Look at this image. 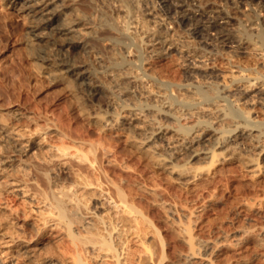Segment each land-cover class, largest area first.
Returning <instances> with one entry per match:
<instances>
[{
  "label": "rangeland",
  "instance_id": "rangeland-1",
  "mask_svg": "<svg viewBox=\"0 0 264 264\" xmlns=\"http://www.w3.org/2000/svg\"><path fill=\"white\" fill-rule=\"evenodd\" d=\"M108 1L109 4H105L102 0H98L99 4L103 5L106 10L109 9L108 11L112 12L113 15L119 13L126 16L127 13L124 8L118 3ZM138 1L133 0L135 6H139ZM153 1H157L156 6L152 4ZM231 1L228 0L227 3L225 0H188L183 9L187 12L192 11L191 13L194 16L197 14L196 19H202L207 23H218L227 28H239V25L242 27L244 24L242 10H247L248 7V10L256 6L264 10V0H255L256 5H242L241 8ZM170 3H175L171 4L175 7L178 5L176 4L178 3L177 0H141L140 12L146 23L136 21L138 23L137 30L135 29V23L134 26L131 25L130 31L132 30L137 35L142 33L140 36L146 33L144 35L145 45L142 44L143 42L141 43L142 48L145 49L143 57L153 56L156 58L159 52L164 55L165 58L162 62H165L168 66L166 74V76L168 75L166 77L168 82L165 81V84L169 83L167 86H173L177 88V91H171L170 89L166 91L164 88L151 85L147 81L145 83V80L135 76L137 72L135 70L132 72V69H130L132 65L129 64H125L120 71L116 70L115 76L110 75L103 70L109 64L106 59L107 56L112 55L115 51L110 40H101L99 48H92L87 42L89 37L86 35L77 39L71 36L69 37V47L62 48L61 39L64 36H61L57 30L46 29L33 33L38 21L34 20L30 13L28 15L27 10L20 9V12H18L16 9L20 4L14 8L9 6L8 0H0V264H9V259H6L5 254L1 253L2 249L7 248L4 242L5 238L11 235L32 238L38 232L30 225V222L39 219L40 214L42 217L47 214L48 217L56 214L57 209H54V207L44 208L37 204L40 196L43 197V193H49L51 188L64 187L63 189L69 191L78 190L76 192L80 194L78 197H81V203H84L83 205L87 204V206L83 207L80 205L81 203L79 206L74 204V207L76 206V209L74 208L75 213V210L73 211L70 208L73 204H70L69 209L72 210V213L74 212V216L77 211L79 212L78 208L80 206L81 215L86 214L87 210L91 213L93 219L95 218L93 216H96L95 213L97 214L100 211L105 215L106 210L102 208L101 210L99 203L103 200L109 203V205L105 203V207L111 205L114 209L116 206L114 207L113 200L107 198L105 192L109 181L105 178V174L104 176L103 173L101 174L99 166L107 172V177H112L121 184L127 194V203L118 204L119 206L115 209H130L128 204H131L142 213L138 217L137 224L134 225L135 222L129 219L125 221L126 223H122L125 230L128 227L127 230L130 229L128 236L132 239L133 248L137 247L132 243L135 236L141 234L143 238L141 239L144 248H135V252L140 249V254L138 252L135 255L136 253L133 251L135 254L132 252L129 255L131 256L130 260L133 261L129 262L130 264H174L179 255L190 250L189 240L194 243L198 257H211L215 264H264V154L261 152L264 147V136L261 135L264 126L259 127L260 131H254L250 135L248 133L239 135V132L229 137V142H225L226 147H216V153L218 152V154L213 162H211L209 155L208 157L201 155L199 158L187 162L185 152L192 142L200 140V146L203 150H211L218 132L216 133L205 126H198V128L196 126L197 130L194 128L187 136L179 131L176 132L177 130H173V128H171L172 130L169 128L170 130L167 129L158 133L157 139H159H156L154 144L153 142L148 143L152 150L147 148L142 151V147L138 149V146H141L140 142L135 143L131 139L128 140L129 132L127 129L130 130L135 127L137 133H145L143 131L147 127V124H145L147 117L141 115L133 107H127L120 116V120H118L121 125L115 117V112L120 109L122 101L120 100V102L118 97L110 94L109 90L105 92L106 88H103L104 85L102 84L106 82L114 81L118 82L120 86H124L122 82L128 81L127 85L129 84L131 87V91L128 93L129 96L127 95L130 98L127 100L128 102L134 104L133 100L135 102L143 100L147 103H154V107L156 104L162 105L166 109H172L175 106L173 110L175 111L176 108L177 110L173 112L176 113L175 116L177 117L186 108L179 104L169 103L170 98L168 97L174 96L180 100L185 98L187 101L195 103V109L192 107L189 111L188 109L185 110L191 111L190 113L193 115L189 118L190 120H186L187 122L190 121V124L194 123L191 120L197 121L200 117V119L213 121L214 126L219 129L224 125L225 128L229 129L233 128L238 120H242V118L240 120V118L231 119L226 115V117L223 116L226 113L227 101L205 103L202 98L195 94L193 86L185 87L181 84L194 80V85L198 86L207 79L213 80L217 84H228L234 75L238 74L237 71H234L236 68H232L228 63V57L235 58L236 64L239 62L240 66L243 64V67L246 65L245 68L250 67L252 71L250 69L248 72L251 71L252 75L253 73L257 74V71L254 72L253 68L263 71V58L250 53L252 52L251 47L246 44L239 47L237 43L230 44L229 42L226 44L224 42L225 44H223L212 41L210 48L214 52L218 51L217 53H220V55L215 56L211 63L206 68L204 67L205 69L197 67L191 68V70L188 65L187 50L202 49L204 43L201 42L202 39L190 33L189 26L178 22V14H163L164 11L161 7L165 8ZM42 7L45 9V5ZM157 7H160V9ZM220 11L227 13L224 15L225 18H221ZM42 14L45 18L49 16L51 18L50 11L44 10ZM89 17L92 18L93 16L89 14ZM45 20L49 21L50 19ZM147 23L148 25H146ZM153 28L158 32L161 30L159 34L163 35V42L160 38L157 39L155 35V37L148 36L150 33L146 30L150 29L152 31ZM218 35L219 31L217 29L208 31V37L216 38ZM169 45L176 46V48H173L174 50L168 49ZM36 47L37 49L46 48L45 50L51 52L50 54H57L51 55V59L58 57L57 59L61 61L63 54L67 55V58L70 57L69 59L81 54L87 56L89 61L77 63L78 73H76L77 71L65 73L66 78L58 80L55 79L58 74L50 76L47 73L50 68L57 66V63L50 67L49 65H52L50 62L44 63L39 60L38 56L35 55L34 49ZM120 51L122 54H126L125 57L130 61L138 58V53L128 54L124 48H120ZM166 52H169L167 53L168 57ZM88 64H92L97 71L96 76H92V89L84 85V82L88 80L85 78L89 72L86 70ZM60 65H62V61ZM205 70L215 71L212 73L213 77H210L212 79L204 77ZM119 72L123 74L132 72V74L130 73L128 78L127 75L124 76ZM196 77L198 80L195 79ZM262 83L264 81H258L257 85L260 86ZM153 86L155 92L151 91ZM249 93L254 95L247 97L239 94L230 97V100L232 98L234 102L231 101L233 104L235 103V106L236 103L241 106L240 104L243 101L244 104L242 103L241 106L244 107L243 109L248 110L250 108V113L255 119L264 121V104H262L263 99L261 98L264 97V94L258 95L253 90ZM118 103H120V106ZM155 109L152 108V110ZM82 111H84L83 114ZM97 111L101 113L104 111L106 117L101 122L96 123L93 114ZM113 112L114 115H112ZM153 112L155 113V111ZM14 113H19V117H16ZM89 113L90 116H84V114ZM157 114L155 115L157 116ZM159 115L161 114H158L157 117H161L162 119H159L160 121L163 120V123L176 126L175 119ZM108 118L109 120H107ZM119 125L122 127L119 128ZM116 130L120 131L117 133ZM259 132H262L260 134L262 137ZM83 135L86 136V139L87 137L89 140L91 138L92 141L97 143L96 153L88 143L82 141L85 139ZM59 144L68 146L69 152L66 150L67 152L62 154L56 147ZM77 149L79 153L81 150L84 151L88 159H82ZM98 161L99 163H97ZM121 162L128 167L124 168ZM96 163L99 170H96L94 166ZM15 180L21 181L27 188L31 189L29 194H22L23 192L18 190L17 187L11 186V182ZM87 181H91L89 182L91 185ZM95 203L99 206L96 207ZM88 208H94L92 210L95 213ZM37 209L40 213L37 212ZM80 214H77L78 218H81L79 217ZM95 220L92 222L98 224V221ZM60 224L62 223L60 222ZM155 227L159 234L154 231L153 228ZM62 229H64V226ZM152 231L156 233L153 234ZM135 232L136 235L134 236ZM48 233V229L42 232V237H45L44 242H47ZM117 236L118 232H116L115 237ZM48 243L39 248L41 256L43 254L59 255L57 247ZM23 251L24 249L21 251L22 264H41L36 259L32 261V258ZM96 251L97 249L88 247L89 253L96 254L98 252ZM61 264L67 263L62 262ZM188 264L194 263L188 262Z\"/></svg>",
  "mask_w": 264,
  "mask_h": 264
},
{
  "label": "bare ground",
  "instance_id": "bare-ground-1",
  "mask_svg": "<svg viewBox=\"0 0 264 264\" xmlns=\"http://www.w3.org/2000/svg\"><path fill=\"white\" fill-rule=\"evenodd\" d=\"M111 1H113L114 3H118V5H120L122 8H124L125 12L127 13L126 16H123L122 14H119V13L113 15L112 12L108 11L109 9L106 10L103 7V5L101 6L99 4L98 0H30V1H27V0H8V3H9V6H12L14 8H16V6L18 4H20V6L16 9L18 12H20V9H23L24 11L27 10L28 12H26V13L28 15L30 13L31 16L34 17V20L38 21L35 28L33 29V31H34L33 33H35V31H38V30H46V29L57 30L58 33L61 34V36L62 35L64 36L61 39V42L63 44L61 46L62 48L65 46L69 47L68 46L69 45V39H70L69 37H71V36L75 37L77 39L83 35H86L87 37H89L87 42H89V44L92 46V48H99V44H101V40H106V39L110 40L112 42V45H113L115 51L113 52L112 55L107 56L106 59H107L109 64L105 67V69H103V70H105V72L107 71L110 75L115 76V74L117 73L116 70L120 71V69L125 64H127V65L129 64V65H132V67L130 68V69H132V72H133V70H135V72H137V74L135 76L142 79V80H145V83L147 81L151 85H156V87L164 88L166 91H169V89L171 91H177V88H175L173 86L168 87L167 85L169 83L165 84V81H167L166 77L168 76V75L166 76L168 66L165 62H162V60L165 58V57H163L164 55H162L161 52H159L158 53L159 55H157L158 57H156V58L153 56L143 57V54L145 53V49L142 48V44L145 43L144 42L145 41L144 35L146 33L144 35L140 36L142 33L140 35H137L136 33L134 34V32L132 30L130 31L131 25L134 26L136 21H138L140 23H143V22L146 23L145 19L142 17V14L140 12L141 0H139L138 1L139 3H137V4H139V6H137V5L135 6L134 5L135 3L133 2V0H111ZM212 1H214V0H212ZM225 1H227V3H228V0H225ZM232 1L234 3H236V6L239 8H241L242 5H250V4L256 5L255 0H232ZM102 2L105 4H109L108 0H102ZM177 2H178V3H176V4H178L177 7L171 5V4H175V3H170V5H167V7H165V8H163V6H162L161 8L164 11L163 14H165V15L173 14V13L175 15L178 14V17H179L178 22L180 24H184L186 26H189L190 33H192L193 35H196V37H199L200 39H202L201 42L204 43L202 49H199V50H197V49L196 50H193V49L189 50L188 49L187 50L186 54H187V57L189 56L188 65H189L190 69L191 68H197V67H199V68L205 67L206 68V66H208L209 63H211V60H213L215 58V56L220 55V53H217L218 51L214 52L210 48V46L212 45V41H216V42L218 41L219 43L221 42L223 44H225V43L227 44L229 42H230V44L231 43H237L239 47H243L246 44L247 46L251 47L252 52H250V53L259 55L261 58H263V61H264V10L261 7H257V6L254 8L250 7L251 8L250 10H248V8H249L248 7L247 10H242L243 14L245 16V18L243 16V19H244L243 23L244 24L242 25V27H241V25H239V28H234V27L233 28H227V27H224L223 25L218 24V23H207L206 21H204L202 19H199V18L196 19L195 16L197 14L194 16L191 13L192 11L187 12V10L183 9L184 4L186 2H188V0H177ZM49 3H50V5H48ZM156 3H157V1H155V2L153 1L152 4L156 6ZM41 5L42 6L45 5V9ZM49 6H50V8H49ZM40 7H42V8H40ZM178 7H180L181 9H179ZM149 8H151V7H149ZM157 8L160 9V7H157ZM44 10L50 11L49 15H51V18H50V16L48 18L44 17V15L42 14ZM89 14H91L93 17L90 18ZM225 14H227L225 11H220L219 15L221 16V18H225V16H224ZM45 19H50V20L48 21ZM137 25H138V23H136V26H135L136 28L134 27L136 30H137ZM146 25H148V23ZM150 29H152V28H150ZM150 29L146 30V32L150 33V34H148V36L149 35L150 36L155 35L157 39L158 38L161 39V42L164 41L163 35L161 36L159 34L161 30H159V32H158L156 29L153 28L154 30H152L153 31L152 32ZM167 29H169V28H167ZM212 29H217L219 31V35L216 38L208 37V31L212 30ZM36 36H37V34H36ZM148 43H150V42H148ZM170 44L172 45V43H170ZM146 45H147V43H146ZM171 45H169L168 49L176 48V46L172 47ZM54 47H55V45H54ZM61 47H60V49H61ZM51 48H53V47H51ZM120 48H122V49L124 48L126 50V53H128V54H132L134 52L138 53L137 60H133V61L128 60L125 57L126 54L125 55L122 54V52L120 51ZM36 49H37V47H36ZM36 49H34L35 53H36L35 55L38 56L39 60H41L44 63L50 62L52 64V65H49L50 67L54 66L55 63H57V66L55 65L57 68L54 66L55 68L54 67L50 68L47 71V73L50 74V76L58 74L57 76H55V79H58V80L66 78L65 73L77 71V63H79L81 61L83 63L84 61L88 60L87 56H84L81 54H77L72 59H69L70 57L67 58V55L63 54L62 59H61L62 65H60L61 61L57 59L58 57L56 59H51V57H50L51 55L54 56L57 54H50L51 52H48L47 50H45L46 48L45 49H43V48L37 49V50ZM95 51H96V49H95ZM153 52H154V50H153ZM222 52H224V51H222ZM62 53H63V51H62ZM167 53H169V52H166V55L168 57ZM104 54H105V52H104ZM59 58H60V56H59ZM91 61H90V63H91ZM227 61L232 68H234V67L236 68V70H234V71L238 72V74H235L234 77L232 76L233 79L231 80L230 83H228V84H221V83L219 84L218 83L217 84V82H215L213 80L210 81L207 79V81L206 80L203 81L202 82L203 84L200 83V84H198V86L194 85V83H193L194 80L189 82V83L181 84V86L182 85H184L185 87L186 86H193V88L195 90V94H197L199 96V98H202L203 102H205V103H212L214 101L220 103L221 101L222 102L227 101L228 104H226L227 105V108L225 111L226 113L223 116L224 117H226V116L231 117V119L232 118L233 119H235V118L239 119L240 118V120L242 118L241 121H239V120H238L239 122L237 121V123L235 124V126L233 128L231 127L229 129L225 128L224 127L225 125L223 126L224 128L221 127V129H219V128H217V126L216 127L214 126L215 124H213V121H211L209 119L204 120V118L200 119V117L198 118L197 121L191 120V122H194L193 124H190L189 123L190 121L187 122L186 120H190L189 118L193 116L192 113H190L191 111L190 112H188V111L191 110L192 107L195 109V106H194L195 103L187 101L185 98L180 100L174 96H170V94L168 93L170 96V97H168V98H170L169 103L179 104L182 107H185L186 109H188V111H185L186 110L185 109L184 112H182L180 114V116L177 117V116H175L176 113H174V112H176L177 108L175 111L173 110L175 106L172 109H170L169 107H168L169 109H166V108H164V106L162 107V105L159 106V105L155 104V107H154L153 106L154 103L151 104V102L147 103L146 101L144 102L143 100H137V97H136V100H137L136 102H135V100H133L134 104H133V102L132 103L128 102L127 100L130 98H128L127 95L131 91V89H130L131 87L129 86V84L127 85L128 81L122 82L123 83L122 85H124V86H120L118 82H114V81L113 82H106L105 84H102V85H104L103 88H106L105 92H106V90H109L111 92L110 94H113L114 97H118L119 101L120 100L122 101V104L118 103V105L119 104L121 105V106L119 105L120 109L118 111L115 110L116 111L115 117H116L117 121L120 120L119 119V118H121L120 116L122 115V113L125 112L127 107H133L135 110H138L139 113H141V115L147 117V118L145 117L146 118L145 124H147L146 125L147 127H145V131L142 130L145 133L140 132V130H139L140 133H137V131H135L136 129H134L135 127H133L130 130L127 129L129 132V136H127L128 140L131 139L132 142L135 141V143L136 142L141 143V146H138L139 147L138 149H140L142 147V151H143V150H146L147 148H150L148 143L150 144V142H153V144H154L155 143L154 141H156V139L158 137L157 136L158 133L159 132L161 133L162 131H165L169 128L170 129L173 128V130H177L176 132L179 131L182 134H185L188 136V135H190V132L194 130V128L196 129V126H197V128H198V126H200V127L205 126L206 128H209L210 130H213L216 133L218 132V134H217L218 136L216 137L215 142L212 145V149L211 150L209 149L208 151L203 150V148L200 146L201 145L200 140H196L194 143L192 142L189 147L187 146L188 149L185 152L186 153L185 157L188 160V161L187 160L186 161L189 162L190 160H193L195 158H199L201 155H206L207 157L209 155L211 162H213L215 156L218 154V152L216 153V147H224L226 145L225 142L226 141L229 142L228 141L229 137H231L232 135H236L239 132H240L239 135H243L245 133H248L250 135V133H253L254 131H260V128H262L261 126H264V121H258L257 119H255V117L252 116V114L250 113V108L248 110H245V109H243L244 107L243 108L241 107L243 101L240 104L241 106H239L238 103H236V106H235V103L233 104L234 101L232 100V98H231V100L233 102L230 100V97H233V96L239 95V94L241 96L246 95L247 97L253 96L254 95L253 93L252 94L249 93V92H252V90L255 91V93H257L258 95L264 94V86H263L264 83H262L260 86L257 85L258 81H260V82L264 81V69H263V71H260L261 70L260 68H262V67L259 68L260 70H258L257 68H253L254 69L253 71L254 72L257 71V74L255 75V73H253V75H252V72H251L252 69L250 67L245 68L246 65H245V67H243L242 66L243 64L240 66L239 62L236 64L235 58L230 56L227 58ZM252 62H254V61H252ZM153 63H156V64H153ZM248 64H249V62H248ZM263 67H264V62H263ZM250 69H251V71L248 72V70H250ZM86 70L89 71V72L87 71L88 77L87 76L85 77L88 80L84 82V85L85 86L87 85V87L89 89H92L91 88L92 82H93L92 76L93 75L96 76L97 71H96V69H94V66L92 64H88L86 66ZM57 72H60V73H57ZM132 72H125L126 74L125 73L123 74L122 72H119V73H122L124 76L127 75L126 77L129 78L130 77L129 74L130 73L132 74ZM205 72L206 73H205L204 77L210 78V77H213L212 73H214L215 71L214 70H208V71L205 70ZM76 73H78V71ZM79 73H80V71H79ZM197 75H195V76H197ZM221 75H222V73H221ZM216 76H217V74H216ZM98 77H99V75H98ZM86 79H84V80H86ZM195 79H197V77ZM210 79H212V78H210ZM103 81H105V80H103ZM129 82H131V81H129ZM179 87H180V85H179ZM151 89H152L151 91H154V89H155L154 86ZM88 92H90V91L88 90ZM102 92H104V91H102ZM130 95H132V94H130ZM104 97H106V96H104ZM178 97H179V95H178ZM261 98L263 99V101L262 100H260V101H262V104H264V97H261ZM81 101H83V100H81ZM147 101H149V100H147ZM237 101H239V100H237ZM81 103H83V102H81ZM171 104H170V106H171ZM243 106H245V105H243ZM151 107L156 108V109L152 110ZM151 111L152 112L155 111V113L154 112L152 113ZM80 112H81V110H80ZM83 112L84 111H82V114H83ZM102 113L97 111V113L93 114L94 115L93 117L96 119L95 120L96 123L101 122L102 119L104 117H106V116H104L105 112H104V114H102ZM157 113L161 114V115H165V117L167 116V117L175 119L177 122L176 126H172L169 123H163V120H161L162 121L161 122L159 119L161 117H157L158 116ZM14 114L16 117L17 116L19 117V113H14ZM155 114H157V116ZM177 114H179V113H177ZM244 114H247L248 116L247 115L245 116ZM85 115L90 116L91 114L90 113L84 114V116ZM112 115H114V112ZM161 115H159V116H161ZM163 118H164V116H163ZM221 119H223V118H221ZM107 120H109V118ZM182 120H184V121L182 122ZM119 123L121 124V122H119ZM114 125H116V124H114ZM116 126H118V125H116ZM121 127L119 125V128H121ZM200 129H202V128H200ZM109 130H111V129H109ZM118 131H120V130H118ZM118 131L116 130L117 133H118ZM262 132L264 133V128H263ZM262 132H259V135ZM263 133L261 134L262 136H264ZM88 135H89V133H88ZM127 135H128V133H127ZM143 135H144V137H143ZM85 137L86 136H84V138ZM82 141L84 143H88L90 145V147L93 149L94 153L97 152V149H96L97 143L92 141L91 138L89 140L87 137V139L85 138ZM65 146L66 145H64V144L63 145H60V144L56 145L57 149H59V151H61L62 154L67 152L69 149L68 146H66V147ZM150 150H152V149L150 148ZM77 151H78V149H77ZM142 151L140 150V152H142ZM261 152H262V154H264V147H263ZM78 153H79V151H78ZM79 155L82 159L83 158L88 159L87 154L84 153V151L82 152V150L80 151ZM162 156L165 157L164 155H162ZM161 159H163V158H161ZM97 163H99V161ZM97 163L94 165L95 167H96ZM91 165L93 166V164H91ZM121 165L124 168L128 167L122 162H121ZM98 168L99 169L101 168V169L99 170ZM98 168L96 167V170H99L101 172V174L103 173L102 174L103 176L105 174L106 175L105 178H107L109 181L107 183L108 184L107 190L105 188V190H106L105 192L107 193V198H110L113 200V203L115 204L114 207L121 205V203H127V199H126L127 194H126L123 186L121 184H119L117 181H115L112 177L111 178L107 177L108 176L107 172L105 170H103L101 166H99ZM99 171H98V173H99ZM89 182H91V181H87V183H89ZM89 185H91V183H89ZM11 186L17 187V189L22 191L23 192L22 194H25V195L29 194V190H31V189L27 188L19 180H15V181L11 182ZM51 187H52V184H51ZM63 188H56L57 190L54 188H51L50 192L48 191L49 193H47V192H46V194L43 193V195H44L43 197H42V195L40 196V198L38 197L39 198L38 202L35 201V202H37L38 205L40 204V206H42L44 208L45 207L47 208L48 206L49 207L52 206V208L54 207V209H57L56 214L49 215V217H48V214L45 215L46 217L44 215L42 217L41 214L40 215L38 214L40 216L39 219L37 218L36 221L30 222V225L34 229H36L38 232V233L36 232L37 233L36 236H34L32 238H27V237H23L21 235H17V236L11 235L10 237L5 238L4 242H5L7 248L2 249L1 253H4L6 259L7 258L9 259V261L8 260H6V261H8L9 264H22L21 263V259H22L21 251L24 249L23 252H26L29 255V257L32 258V261H33V259H36L41 264H61L62 262L67 263V264L68 263H70V264H130L129 262H131L132 260H130L131 256H129V255H131V253L133 251L134 252L136 251L135 248H137V247H140V249L144 248V246L142 244L143 238H142L141 234L136 235V232H135L134 236L135 235L136 236L133 240L134 242H132V243L134 245H137V247L134 246L135 248H133V246L131 244L132 239H130V237L128 236V234H130V233H128V231L130 232V229L127 230L129 227L127 228L125 226L127 228L126 229L127 231H126L123 228L124 225L122 226V223L125 222L127 219H129L132 222L134 221L135 222L134 225H135L138 222V217H140L142 215V213L131 204H128L130 209L122 208L120 210H118V209L116 210L115 209L116 207L113 209L112 208L113 206L111 207V205H110V207L114 210L113 211L111 209L112 210L111 211L110 207H108L109 203L108 202L106 203L102 199L103 202H99L100 203V209L102 208V209L106 210L105 215L107 216V213H108V216L106 218V216L103 214L102 211H100L101 213L98 212L99 214L97 213L98 214L97 215L95 213V211L92 210L94 208H92V209L90 208L92 210V212L95 213V215H96L93 217H95V218L97 217V219H98V220L97 219L95 220V218L93 219L91 217V213L88 212V210H87L88 213L86 212V214H83V215L80 214V211H82V210H80L81 206L79 208H78V206L81 203V201H80L81 197H78V195H80L79 192H78V194L76 192L78 190H76V191L70 190L69 191V190H65ZM102 191H101V193H103ZM33 196H34V194H33ZM96 203H95V205L98 204V203L97 204ZM105 203L108 204L107 207H105L106 206ZM70 204L71 205L73 204V206L70 207L71 209H73V211L76 209L75 208L76 206L74 207V204L78 205L77 208H78L79 212L77 211V214H80L79 217H81V218H78L77 214H75V216L73 215L74 212L76 213V210L72 213V210L69 209ZM83 204L81 203L80 205H82L83 207L87 206V204H85V205H83ZM38 205H37V207H39ZM95 205H94V207H95ZM98 206L99 205H97L96 207H98ZM81 209H84V208H81ZM95 210L99 211L98 209H95ZM37 212L40 213L39 210ZM82 213H85V212H82ZM92 219L95 221H98V224H97V222L93 223ZM60 222L62 224H60ZM61 225H62V227L64 226V229H62ZM137 226H135V227H137ZM135 227H134V229H135ZM47 229L49 230L48 237L46 236L47 242H49L48 244L51 243L57 247L56 249H58L57 251H59L58 252L59 255H57V256L50 255V254L46 255L43 253H42L43 256H41V254H40L41 250L39 248L43 247L45 245V243H47V242H44L45 237L44 238L42 237V232L44 230H47ZM136 229H138V228H136ZM153 229H154V231L158 232V233H156V232L152 231L153 234H155V233L159 234V231L157 230L156 227ZM136 231L138 232V230H136ZM116 232H118L117 237H115ZM140 233H142V232H140ZM131 235H133V234H131ZM140 235H141V237H140ZM143 235H144V233H143ZM153 236H156V235H153ZM188 244L190 246L189 247L190 250L187 253H184V254L182 253V255H179L178 260L174 264H188V262L194 263V264H215L213 262V260L211 259V257H198L197 256L198 252H196L195 246H194V243L192 242V240H189ZM88 247H93V248L97 249L98 252L96 251L97 252L96 254L95 253L92 254V252L89 253ZM140 249H138V252ZM138 252H135L136 254L135 253L134 254L137 255ZM139 254H140V252H139ZM138 258H140V257H138ZM151 259H153V258L151 257Z\"/></svg>",
  "mask_w": 264,
  "mask_h": 264
}]
</instances>
